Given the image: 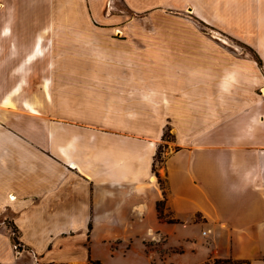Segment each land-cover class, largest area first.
I'll return each instance as SVG.
<instances>
[{"label":"crops","instance_id":"obj_1","mask_svg":"<svg viewBox=\"0 0 264 264\" xmlns=\"http://www.w3.org/2000/svg\"><path fill=\"white\" fill-rule=\"evenodd\" d=\"M228 1L245 32L200 0H0V264H264V0ZM160 8L245 49L200 31L208 62L142 80L152 39L169 34L133 27ZM179 97L182 114L152 104ZM130 101L150 114L97 107ZM165 122L164 194L151 163Z\"/></svg>","mask_w":264,"mask_h":264},{"label":"rangeland","instance_id":"obj_2","mask_svg":"<svg viewBox=\"0 0 264 264\" xmlns=\"http://www.w3.org/2000/svg\"><path fill=\"white\" fill-rule=\"evenodd\" d=\"M203 3H205V14L207 16H210V14L214 13L217 17V19L222 20L224 23L227 24L231 28H234L235 30H239L242 32L246 31V25L243 23L242 19L246 18V11L244 9H241V6L238 5L237 2H232L228 0H219L217 2H213V0H200ZM171 15V16H168ZM142 18L139 23H135L134 27L137 30H143V31H150V30H163L167 32L169 35H165V37H161L159 40L152 39L153 42L160 41L158 44V53L155 54L154 51L152 52V56L154 60H152L151 57L145 56L146 58H143V64H142V71L143 73L137 74L138 77L143 78L142 80L150 81L151 78L157 79V80H181L182 77L185 74V70L189 66H199L202 63L208 62L209 57L206 58V56L201 55V49L202 47H205V45H208L205 43V36L204 38L201 35V32H204L210 40L217 41L220 44L235 48L236 50L245 49V44H243L241 41L237 39H232L230 37H226L225 35L219 33L216 28L212 26H208L204 23L199 24L200 22L197 17L191 13V11H188L186 8L181 9H173V10H166L164 8H160V11L154 10L149 11L141 14ZM201 31V32H200ZM118 35H121L120 33ZM157 46V43H154ZM149 46V45H146ZM150 47V46H149ZM199 48H201L199 50ZM188 62V63H186ZM185 64V65H184ZM153 68V69H151ZM123 69L121 66L113 69L111 71V74L114 75H123ZM150 71V72H149ZM78 76L81 74H84L81 71L76 72ZM101 81L104 77L103 72L98 74L96 76ZM106 80V77L103 78ZM114 78H111L110 86L111 89L118 88V84L113 82ZM117 82V81H116ZM160 84V83H159ZM182 83H178L179 90L181 91L183 89ZM186 87V86H184ZM120 88V87H119ZM33 88H31L32 90ZM98 91H103V88H98ZM261 95L262 92H261ZM172 94H169L168 100H173ZM179 102H167L168 104L164 106V103L162 102H153V106L158 107L159 113L164 115V117L167 115V106L169 105V109L173 112V114H182L183 103H181V97L177 99ZM91 105V104H89ZM97 104H94L96 106ZM151 105V104H150ZM93 106V104H92ZM98 111L100 113L107 112L108 114L112 115L115 109L118 110V108H121L122 111L129 112L131 114L137 115V116H144L143 114L149 115L152 108V105L149 106H143L141 108L140 104L135 101L130 102H124L123 104H115V102H112V104H109V106H106L103 103H99L97 105ZM148 113H145V112ZM122 112V113H123ZM125 114V113H123ZM126 115H124L125 117ZM143 118H141L142 120ZM126 120V117H125ZM132 119H130L131 121ZM144 120V119H143ZM139 121V120H138ZM153 125H154V120ZM65 122V121H64ZM180 124L182 123V120H179ZM156 124V123H155ZM165 127H163L162 134L158 140L154 142L153 147V156H152V163H151V172L154 176L157 177L158 184L160 188L162 189V192L165 194V182H164V164L166 161V158L168 154H170L175 146V135L174 131L168 125L167 122H165ZM162 205L160 207V210L162 211ZM164 216L161 215V218ZM160 242V241H159ZM18 247V246H16ZM163 249V247H161ZM227 259V258H225ZM212 260V259H210ZM209 261V260H208ZM207 262V261H205ZM204 262V263H205ZM202 263V264H204ZM162 264H166L165 262ZM233 264H239L237 261Z\"/></svg>","mask_w":264,"mask_h":264},{"label":"trees","instance_id":"obj_3","mask_svg":"<svg viewBox=\"0 0 264 264\" xmlns=\"http://www.w3.org/2000/svg\"><path fill=\"white\" fill-rule=\"evenodd\" d=\"M161 205H163L162 201L157 202V204H156V209H157L159 218H161V215H162V211L160 210ZM12 241H13L14 245L18 246L17 239L15 238V232H14V236H13ZM233 261L236 262L235 260H232V259H218V258H214L212 260H209V261L205 262L204 264H233Z\"/></svg>","mask_w":264,"mask_h":264},{"label":"bare ground","instance_id":"obj_4","mask_svg":"<svg viewBox=\"0 0 264 264\" xmlns=\"http://www.w3.org/2000/svg\"><path fill=\"white\" fill-rule=\"evenodd\" d=\"M261 91H262V93L264 94V88H263Z\"/></svg>","mask_w":264,"mask_h":264},{"label":"built area","instance_id":"obj_5","mask_svg":"<svg viewBox=\"0 0 264 264\" xmlns=\"http://www.w3.org/2000/svg\"><path fill=\"white\" fill-rule=\"evenodd\" d=\"M204 234V233H203Z\"/></svg>","mask_w":264,"mask_h":264}]
</instances>
